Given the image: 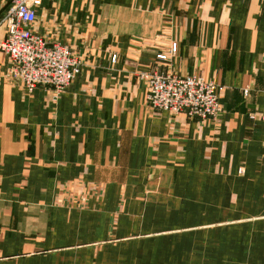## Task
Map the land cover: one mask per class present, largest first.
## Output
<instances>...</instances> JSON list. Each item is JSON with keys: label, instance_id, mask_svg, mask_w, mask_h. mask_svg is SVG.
I'll return each mask as SVG.
<instances>
[{"label": "crops", "instance_id": "1", "mask_svg": "<svg viewBox=\"0 0 264 264\" xmlns=\"http://www.w3.org/2000/svg\"><path fill=\"white\" fill-rule=\"evenodd\" d=\"M31 28L84 67L56 99L0 51V264H132L171 239L181 183L264 176V0H44ZM157 67L215 81L221 113L152 109L140 76Z\"/></svg>", "mask_w": 264, "mask_h": 264}, {"label": "rangeland", "instance_id": "2", "mask_svg": "<svg viewBox=\"0 0 264 264\" xmlns=\"http://www.w3.org/2000/svg\"><path fill=\"white\" fill-rule=\"evenodd\" d=\"M179 186L190 191L183 193L187 202L174 194V208L162 217L172 221L166 226L172 228L171 239L150 247L142 243L129 259L132 264L264 263L259 255L264 254V176L254 171Z\"/></svg>", "mask_w": 264, "mask_h": 264}, {"label": "built area", "instance_id": "3", "mask_svg": "<svg viewBox=\"0 0 264 264\" xmlns=\"http://www.w3.org/2000/svg\"><path fill=\"white\" fill-rule=\"evenodd\" d=\"M43 1H12L0 21V26L5 25L0 51L9 57L7 75L28 93L44 86L58 99L82 72L84 62L68 44L44 37L31 28ZM176 52L173 44L167 52L157 54V59L168 61ZM112 60H116V55ZM140 78L146 87L147 103L154 110L183 113L202 121L221 113V89L215 81L195 74L181 76L162 67L150 69Z\"/></svg>", "mask_w": 264, "mask_h": 264}]
</instances>
